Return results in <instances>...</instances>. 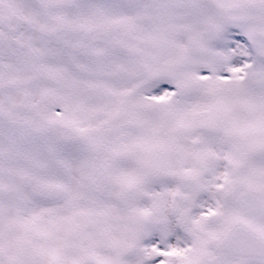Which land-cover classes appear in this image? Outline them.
Here are the masks:
<instances>
[{
  "label": "snow or ice",
  "instance_id": "snow-or-ice-1",
  "mask_svg": "<svg viewBox=\"0 0 264 264\" xmlns=\"http://www.w3.org/2000/svg\"><path fill=\"white\" fill-rule=\"evenodd\" d=\"M0 264H264V0H0Z\"/></svg>",
  "mask_w": 264,
  "mask_h": 264
}]
</instances>
